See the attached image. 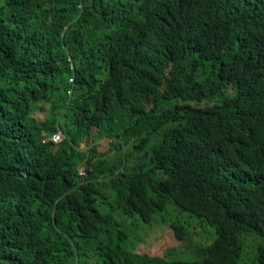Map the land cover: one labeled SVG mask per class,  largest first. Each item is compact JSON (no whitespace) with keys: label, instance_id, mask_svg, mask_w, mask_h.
<instances>
[{"label":"trees","instance_id":"16d2710c","mask_svg":"<svg viewBox=\"0 0 264 264\" xmlns=\"http://www.w3.org/2000/svg\"><path fill=\"white\" fill-rule=\"evenodd\" d=\"M173 208L194 255L128 248L116 209ZM251 263L264 0H0V264Z\"/></svg>","mask_w":264,"mask_h":264},{"label":"rangeland","instance_id":"374dc122","mask_svg":"<svg viewBox=\"0 0 264 264\" xmlns=\"http://www.w3.org/2000/svg\"><path fill=\"white\" fill-rule=\"evenodd\" d=\"M110 145H112L111 141L109 139H105L102 142V146L100 149L102 151H107L109 150ZM127 149L130 150L131 145L127 146ZM106 158L108 160L107 164L114 162L116 159L115 153L112 152V154H108ZM81 171L83 172V170ZM110 208H112V204L108 203L106 205V211H108ZM172 211L174 212L172 213ZM171 213V216H168L166 218H158V220L154 224H147L139 215L130 217L127 216V214L121 209H116L114 212L116 219L118 220L120 225L129 233L127 246L130 250L141 253L148 252L154 255H163L165 257H169V251L174 252L178 255L182 254L183 251L187 256L194 255V242L197 241V237L193 233H189L184 240H179L177 238L175 230L171 229L172 226L170 221V218H181V220L187 221L190 215L184 214L179 209L175 208L171 210ZM211 229L216 232L213 227L206 226L199 228L200 231H206V237L213 235V231ZM246 241L256 247V244L258 243V237L252 234H248L246 236Z\"/></svg>","mask_w":264,"mask_h":264},{"label":"built area","instance_id":"2783aa9c","mask_svg":"<svg viewBox=\"0 0 264 264\" xmlns=\"http://www.w3.org/2000/svg\"><path fill=\"white\" fill-rule=\"evenodd\" d=\"M63 133H62V131H58L57 133H55V135H53L52 136V141L54 142V143H56V142H60V141H62V139H63Z\"/></svg>","mask_w":264,"mask_h":264}]
</instances>
